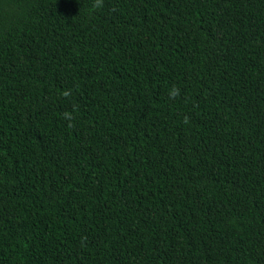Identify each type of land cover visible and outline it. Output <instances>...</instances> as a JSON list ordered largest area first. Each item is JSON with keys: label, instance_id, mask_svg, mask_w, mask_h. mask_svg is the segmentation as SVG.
Returning a JSON list of instances; mask_svg holds the SVG:
<instances>
[{"label": "trees", "instance_id": "1", "mask_svg": "<svg viewBox=\"0 0 264 264\" xmlns=\"http://www.w3.org/2000/svg\"><path fill=\"white\" fill-rule=\"evenodd\" d=\"M0 264H264V0H0Z\"/></svg>", "mask_w": 264, "mask_h": 264}, {"label": "clouds", "instance_id": "2", "mask_svg": "<svg viewBox=\"0 0 264 264\" xmlns=\"http://www.w3.org/2000/svg\"><path fill=\"white\" fill-rule=\"evenodd\" d=\"M96 6H97V7L102 6V0H96ZM171 95H172L173 97L179 95V89L174 88V89L172 90Z\"/></svg>", "mask_w": 264, "mask_h": 264}]
</instances>
